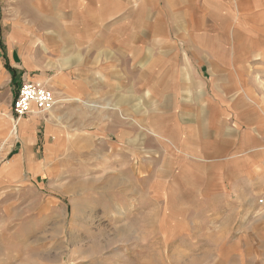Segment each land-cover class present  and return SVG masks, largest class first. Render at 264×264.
I'll list each match as a JSON object with an SVG mask.
<instances>
[{
  "label": "rangeland",
  "instance_id": "rangeland-1",
  "mask_svg": "<svg viewBox=\"0 0 264 264\" xmlns=\"http://www.w3.org/2000/svg\"><path fill=\"white\" fill-rule=\"evenodd\" d=\"M125 2L132 39L145 8L146 50L163 56L147 67H185L197 82L188 57L209 58L195 98L210 100V122H163V136L130 140L129 157L109 153L122 140L81 130L86 118L59 116L61 101L41 116L49 136L22 131L35 114L13 115L23 82L6 53L25 70L57 67L48 37L56 21L81 23L84 6L0 0V264H264V0Z\"/></svg>",
  "mask_w": 264,
  "mask_h": 264
},
{
  "label": "crops",
  "instance_id": "crops-1",
  "mask_svg": "<svg viewBox=\"0 0 264 264\" xmlns=\"http://www.w3.org/2000/svg\"><path fill=\"white\" fill-rule=\"evenodd\" d=\"M75 1L84 6L80 9L81 23L71 25L67 20L56 21L60 25L59 33L49 36L45 44L48 57L59 58V65L41 70L38 66H28L27 72L22 65L21 52L15 49L7 51V61L17 74L15 79L19 78L20 83L31 81L46 85L54 92L58 101L55 109L59 108V101L63 102L59 108V116L78 117L80 123L86 118L87 127L81 130H94V137L122 140V144L116 148L115 142H109L112 143L109 145L112 147L109 152L112 155L122 152V155L129 157L130 140L146 137L147 131L163 136V122L178 123L180 132L187 131L185 123L202 124L203 128V124L210 122V100L195 98L196 93L202 95L205 91L200 74L204 76L205 70L209 74L212 69L204 52L192 53L188 57L195 62L196 66L192 69L195 74L197 72V82L196 75L192 74L193 78H190L191 74H188L185 67L170 65L162 69L156 67L155 61L154 67H147L148 60L163 59V56L158 57L146 50L145 8H140L138 21V26L143 28V35L139 29L137 38L132 39L130 2ZM91 2L94 13L88 15L86 7ZM56 23H50L49 27ZM71 27H79L81 36L76 37L77 39L72 37V30H69ZM80 48L83 50H78ZM76 59L80 60L75 61ZM201 59L208 63L200 61ZM56 92L64 98L59 99ZM93 98L94 105L85 101ZM90 105L94 106V127L90 125L93 114L85 108ZM150 105L153 108L148 109ZM41 116H31V123L22 127V131H30L32 135L42 128L44 135L49 136L51 127L43 123Z\"/></svg>",
  "mask_w": 264,
  "mask_h": 264
},
{
  "label": "built area",
  "instance_id": "built-area-1",
  "mask_svg": "<svg viewBox=\"0 0 264 264\" xmlns=\"http://www.w3.org/2000/svg\"><path fill=\"white\" fill-rule=\"evenodd\" d=\"M54 92L40 82L25 81L13 101L12 111L15 118L21 120L33 114L46 115L57 106Z\"/></svg>",
  "mask_w": 264,
  "mask_h": 264
}]
</instances>
